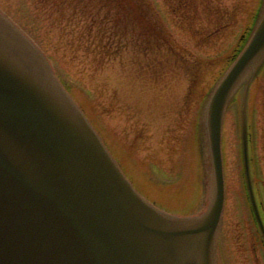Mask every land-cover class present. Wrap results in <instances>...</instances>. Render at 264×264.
<instances>
[{"label":"rangeland","instance_id":"obj_1","mask_svg":"<svg viewBox=\"0 0 264 264\" xmlns=\"http://www.w3.org/2000/svg\"><path fill=\"white\" fill-rule=\"evenodd\" d=\"M101 1L108 6L98 15L71 14L61 2L43 0H0V9L42 46L141 193L179 214L202 210L211 173L200 154L201 113L263 0ZM244 91L245 85L223 127L222 264H258L257 250L264 264L243 179ZM248 107L254 186L264 213V69L251 82Z\"/></svg>","mask_w":264,"mask_h":264},{"label":"water","instance_id":"obj_2","mask_svg":"<svg viewBox=\"0 0 264 264\" xmlns=\"http://www.w3.org/2000/svg\"><path fill=\"white\" fill-rule=\"evenodd\" d=\"M264 56V13L205 114L206 210L164 214L133 190L43 56L0 18V264H216L224 205L221 130L242 77ZM243 157L249 193L246 108Z\"/></svg>","mask_w":264,"mask_h":264},{"label":"trees","instance_id":"obj_3","mask_svg":"<svg viewBox=\"0 0 264 264\" xmlns=\"http://www.w3.org/2000/svg\"><path fill=\"white\" fill-rule=\"evenodd\" d=\"M43 1L45 3H49L50 0H43ZM52 1H54V0H52ZM56 2H62L64 4L67 3L69 8L72 9V11L78 10L81 14H92L93 13L95 15H98L100 13V11L98 9H96L97 4H95L94 0H87V4L84 3V2H86V0H56ZM88 4L92 8H89ZM98 6L100 8H106L107 3H105V2L102 3L101 0H98Z\"/></svg>","mask_w":264,"mask_h":264}]
</instances>
